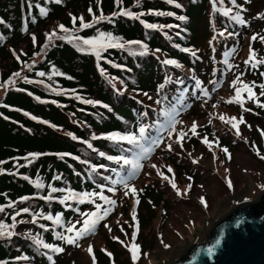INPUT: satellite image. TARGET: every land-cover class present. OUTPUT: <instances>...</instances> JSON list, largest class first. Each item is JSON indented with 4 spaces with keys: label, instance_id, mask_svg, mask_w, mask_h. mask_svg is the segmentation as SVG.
I'll list each match as a JSON object with an SVG mask.
<instances>
[{
    "label": "trees",
    "instance_id": "16d2710c",
    "mask_svg": "<svg viewBox=\"0 0 264 264\" xmlns=\"http://www.w3.org/2000/svg\"><path fill=\"white\" fill-rule=\"evenodd\" d=\"M249 6V0H215V7L213 0H0V224L4 226L0 264L151 263L158 246L179 243L196 225L189 217L190 224L183 222L168 231L162 227L174 210L189 207V199L174 195L159 179L149 181L153 162L169 164L191 185L189 192L208 187L213 176L210 184L218 183V198L239 191L247 179L244 173L255 182L261 180L264 70L261 85L254 84L257 92L248 96L237 98L233 88L217 90L228 62L244 56L238 49L241 34L252 30L254 18L260 20L245 16ZM167 60L175 63H164ZM41 72L43 76L38 75ZM203 85L214 93L207 105L232 101L233 107H223L225 115L243 120L232 132L215 121L200 133L228 161L230 172L225 177L196 162L180 168L176 152L151 144L162 139L173 111L183 114ZM196 106L200 105L189 112L195 113ZM141 126L146 130L140 143L151 146L150 159V152L141 157L140 149L114 136H139ZM199 148L201 157L210 155L201 141ZM234 151L241 164L233 160ZM121 156L140 165L126 180L141 184L135 229L129 216L127 221L113 222L126 214L124 183L119 181L132 165L108 157ZM100 195L115 204L103 205ZM201 197L207 207L200 203ZM201 197L195 210L205 217L219 199L208 193ZM97 204L111 212L109 221L98 222L76 244L59 238L75 235ZM25 208L29 211L23 212ZM158 212L163 218L156 224ZM72 226L74 231L67 232ZM43 244L62 251L53 252ZM132 245L138 247L130 251Z\"/></svg>",
    "mask_w": 264,
    "mask_h": 264
},
{
    "label": "rangeland",
    "instance_id": "374dc122",
    "mask_svg": "<svg viewBox=\"0 0 264 264\" xmlns=\"http://www.w3.org/2000/svg\"><path fill=\"white\" fill-rule=\"evenodd\" d=\"M250 6L247 9H250L248 12H245V16L251 18L253 16H259L260 20L254 18V20L250 23V25L256 24L251 31L246 30L242 35L241 47L238 49L243 50V58L240 61L231 60L228 62V70L226 76L223 81L220 82L218 89H223L225 92L230 91V88H233V94L236 95V90H240L241 96H248L253 92H257L258 87H254V84L261 85L262 79L261 73L264 70V27H262V23L264 24V0H249ZM256 2V3H254ZM237 22V21H236ZM249 25V26H250ZM256 36V39L253 40L252 37ZM250 48L252 50L253 59L249 63H245V61H249ZM255 64V67L252 65ZM193 78V77H192ZM198 77L193 78V81L197 84ZM235 81V84L233 83ZM248 85L249 87L246 89L244 85ZM264 84V83H263ZM264 87V85H262ZM207 93L205 95L204 93ZM214 93L207 90L205 85L200 86L198 88L197 95L191 100V106L187 107V110L183 112L181 115H177V110H174L172 115L175 116L176 123L169 127L165 128L166 130L162 133V139H159L158 146H162L165 149L169 150V145H171V150L176 152V159H178V166L181 168L183 165H193L192 162L196 161L199 163L200 167L204 168L206 171L211 173H217L220 176H227L230 172V165H228V161H224V156H221L216 148L210 144L209 142H203L205 138L200 136V133L204 131L202 128L204 125H208L211 122H220L224 128L229 131L235 130L241 120L240 117L236 115L226 116V112L223 111V107L231 108L229 102L223 103L222 105H214L209 106L207 102L210 101ZM196 105L195 113H190L191 107ZM230 104V105H229ZM202 114V115H201ZM226 114V115H225ZM210 117L208 120L204 121L202 119L204 116ZM223 117V119L221 118ZM231 118H235V120H231ZM193 122L196 124L195 134L192 131ZM235 123L237 125L236 128L232 126ZM162 132L163 129H160ZM117 137L123 135H115ZM181 137H183L181 139ZM202 142L204 145L205 152L210 153V155L206 157H201L199 154V142ZM208 150V151H207ZM170 151V150H169ZM153 153L150 151L147 159L152 157ZM233 160L238 164L242 163V159L240 157L239 152L234 151L232 153ZM146 159V160H147ZM132 161V159H128ZM244 160V158H243ZM153 162L150 166V172H148L147 176L150 181L151 178H156L162 181V183L168 184L171 188L174 195H185L189 199L188 204L189 207H180V210H172L174 214H170L168 218H166L162 227L168 231L172 227H179L183 225V222H188L187 219L189 217L194 218L196 221L195 226H191L189 232L183 236V239L177 244H173L169 247H165V245H160L153 253V257L150 262L146 264H169L175 259L179 257L182 253L185 245L189 242L200 243L205 240L206 234L210 226L223 214L228 212L236 203L248 200H254L257 196L264 191V173L262 174L261 180L259 182H255V180L247 173L244 175L247 176L246 182L240 188L239 191L230 193L228 196L223 198H218V183L213 181V184H210L213 180V176L209 177L208 187H201L200 189L189 192V183L183 180L182 178H178L175 171L170 167L169 164ZM230 162V161H229ZM162 163V164H161ZM171 169V171H169ZM243 171V169H242ZM175 184V188L173 187ZM130 188H134L135 193L128 191V188L125 186L121 189V195L123 197L122 201L124 202L125 215L117 216L113 219V222L120 223V221H127V216L133 220V228H136L137 222L135 221L136 211L134 210L138 201H139V190L141 184L139 181H135L133 183L128 184ZM128 191V195H125V192ZM205 193L211 195V197L218 198L217 204L215 203L214 208L210 215H206L202 217L199 215V211L195 210L197 208L195 206V201L199 200L201 196ZM84 197V196H83ZM120 201V203L122 202ZM107 201L102 200V204L106 205ZM101 204L94 205L91 209L92 212H97L99 209L97 206ZM105 208V207H104ZM123 207L120 210L124 209ZM160 211V209L158 210ZM102 214V213H101ZM159 215L156 224H158L163 218L162 213H157ZM112 214L108 213L107 216H104L103 219L99 220L100 224L109 221ZM199 216V219L197 220ZM193 220V219H192ZM193 220V221H194ZM102 222V223H101ZM188 224H190L188 222ZM89 246L92 245L89 244Z\"/></svg>",
    "mask_w": 264,
    "mask_h": 264
},
{
    "label": "water",
    "instance_id": "95a60500",
    "mask_svg": "<svg viewBox=\"0 0 264 264\" xmlns=\"http://www.w3.org/2000/svg\"><path fill=\"white\" fill-rule=\"evenodd\" d=\"M169 264H264V191L236 203L214 221L204 241L187 243Z\"/></svg>",
    "mask_w": 264,
    "mask_h": 264
},
{
    "label": "snow or ice",
    "instance_id": "6c2138e0",
    "mask_svg": "<svg viewBox=\"0 0 264 264\" xmlns=\"http://www.w3.org/2000/svg\"><path fill=\"white\" fill-rule=\"evenodd\" d=\"M57 2H59V0H57ZM167 2L168 3H173L174 0H167ZM213 2H214V7H215V0H213ZM234 2H235V0H233V3ZM175 6L177 8L181 7V5L178 4V3L175 4ZM229 11H231V10L229 9V10L225 11L224 15H228V12ZM125 14L126 15H129V16L132 15L131 13H125ZM156 14H158V15H164L165 13H156ZM166 14L169 15V16L173 15V13H171V12L166 13ZM73 19L75 20V18H73ZM179 19L180 20H184L185 17L181 16V17H179ZM236 19H239V18L236 17ZM240 22L243 23L242 20ZM81 26L82 27H89L90 25H87V24H83L82 23ZM59 27L61 28V30H65L63 28V25H61ZM145 27L146 28H155L157 26L156 25H152V24H145ZM33 39L35 40V37H33ZM252 39L255 40L256 39V36H253ZM261 39H264V37H262ZM84 43L85 44H89L90 41L85 40ZM185 51H187V50H185ZM193 55H195V53H193ZM252 59H253V55H252V50L250 48L249 61H245V63L246 64L249 63ZM164 63H166V64H172V63H175V62L174 61H171V60H167V61H164ZM252 66L255 67V64H253ZM16 75H19V73H17ZM38 75L43 76L44 73L41 72V73H38ZM233 83L235 84V81ZM248 87H249L248 85H246V84L244 85V88L247 89ZM204 94L207 95L206 92ZM236 97L237 98L240 97V90L239 89L236 90ZM228 102L231 103L232 101H228ZM221 118L223 119V117H221ZM231 120L234 121L235 118H231ZM241 122H243L242 118H241ZM175 123H176L175 116L174 115H171L169 117V127H171V125H174ZM232 126L234 128L237 127V125L235 123H233ZM195 129H196V124H195V122H193L192 131H193L194 134H195ZM145 130H146L145 127L144 126H141L139 128V136H137L134 133H130V134H127V135L120 136L119 137V140L126 141L128 144L134 145L136 148L140 149L139 156L145 157L152 150L151 146H149V147L146 148V147H144L143 144L140 143V141L144 139ZM108 138L109 139H115V137H113V136H109ZM182 138L183 137H181V139ZM203 142L207 143L208 141L205 138V140ZM151 144L158 146V144H159V138H157L155 140H152L151 141ZM168 147H169V150H171V145H169ZM224 151L227 152V149H224ZM101 155H103V153H101ZM108 159L109 160H115L117 163H120V161L123 160V164L124 165H129V164L132 165L131 170L127 173V176L125 178H123L119 182L120 183H124V186L126 188H128V191H131V192L135 193L136 190L134 188H130L128 186V184L126 183V180H127V178L132 177V176H134L136 174V172L140 168L139 163L138 162L129 161L128 159H126V158H124L122 156L121 157H108ZM261 159H264V156H262ZM193 162L195 163L196 161H193ZM169 171H171V169H169ZM113 183H117V181H113ZM37 187H40V185L38 184ZM173 187L175 188V184H173ZM190 187H191V185H189V188ZM229 187H231V183L230 182H229ZM113 190L114 189H112V188H109L108 189V191H113ZM53 191H55V189H53ZM128 191L125 192V195H128ZM177 194L179 195L180 193L178 192ZM88 195H90V194H88ZM100 199L101 200H106L109 206H112V205L115 204V201L114 200H110V199H108L107 197H105L103 195H100ZM200 203L202 205H204L205 207L208 206L207 203H206V200L203 197L200 198ZM97 207H98L99 210L97 212H92V213H89L88 214V216L90 217V219H85L84 220L83 227L80 228V229H78V230H76L75 231V235H72V236H61L59 238L65 240L66 243H68V244H76L77 243V240L82 239L86 235L91 234L93 232V230L95 229V226L99 222V220L103 219L104 216H107L108 215V208L100 209V206L99 205ZM0 210H2V209H0ZM22 211L23 212H28L29 209L25 208V209H22ZM17 215H19V213H17ZM13 219H15V217H13ZM48 219H52V217L49 216ZM56 222L59 223V216H57ZM3 227L4 226L2 224H0V228H3ZM105 227H107V225H105ZM109 230H111V229H109ZM73 231H74V226L67 228V232L72 233ZM2 234L3 233L0 232V235H2ZM8 235H11V233H8ZM134 237H135V233H133V238ZM217 243H219V241H217ZM43 247L46 248V249H51L53 252H61L62 251L61 248H59V247H53L52 245H49V244H43ZM137 247L138 246H136V245H132V247L129 250L132 251V249H135ZM165 247H168V245H165ZM88 251L91 254V252H92L91 246H89ZM208 251H209V254H211L213 250L212 249H209ZM132 258H133V260H135L137 258V254H136L135 251H133V257ZM49 259H51V257H49Z\"/></svg>",
    "mask_w": 264,
    "mask_h": 264
}]
</instances>
